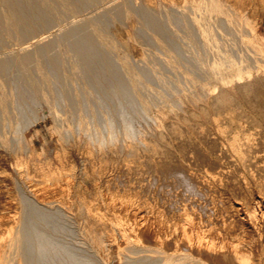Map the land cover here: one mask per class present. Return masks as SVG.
I'll return each instance as SVG.
<instances>
[{
    "label": "bare ground",
    "instance_id": "6f19581e",
    "mask_svg": "<svg viewBox=\"0 0 264 264\" xmlns=\"http://www.w3.org/2000/svg\"><path fill=\"white\" fill-rule=\"evenodd\" d=\"M150 1L0 0V33L18 41L0 53V149L15 156L21 173L11 193L15 209L0 191V264H264V98L250 92L252 60L264 53V42L254 29L251 39L240 36L245 29L227 38L240 13L225 0H183L179 7ZM99 2L104 9L83 14ZM117 24L127 30L126 38L113 30ZM240 43L248 45L246 51ZM142 45L155 49L140 53ZM232 85L237 96L229 95ZM185 98L206 99L202 121L196 111L187 127L163 111L151 113L159 102L182 108ZM49 117L57 142L82 143L90 157L97 152L103 161L110 151L121 182L138 188L143 222L98 210L105 193L91 203L92 191L88 195L83 182L92 178L98 187L92 158L81 168L77 199L70 192L74 183L68 177L63 182L66 165L32 159L40 152V133L31 134L30 127ZM142 118L161 119L159 140L137 126ZM225 163L243 171L248 190L263 195L228 205L218 186L226 183L237 193L243 185ZM56 193L67 200L55 199ZM126 194L114 199L131 200ZM108 226L126 238H120L125 248H116V257L117 239Z\"/></svg>",
    "mask_w": 264,
    "mask_h": 264
},
{
    "label": "rangeland",
    "instance_id": "374dc122",
    "mask_svg": "<svg viewBox=\"0 0 264 264\" xmlns=\"http://www.w3.org/2000/svg\"><path fill=\"white\" fill-rule=\"evenodd\" d=\"M189 1H192V0H189ZM222 2L224 1V0H221ZM227 0H225L223 3H225V5H229V6H231L232 5V7H234V8H236L237 10H239V12L238 13H240V14H238V18H237V21L239 22V24H238V27H236V29H228V31H226L227 33H224L223 31V33L225 34V35H227L226 37L227 38H230V37H232L233 35L232 34H234V35H237V34H241V33H243V31H245L246 30V33L244 32V34H241L240 36L242 37V38H246V39H251L252 37H253V35H252V33L250 32L252 29H254V32H255V34L257 35V37L259 38V39H261L263 42H264V0H228V2H226ZM150 3H153L155 6L157 5V7L159 6V4L158 3H160V4H162V5H164V6H180V5H182L183 4V0H157V2H156V0H151L150 1ZM166 3V4H165ZM103 5V6H102ZM237 5V6H236ZM97 7V8H96ZM103 7H105V4L104 3H97V5H96V3L95 4H92V5H90V6H88L87 7V10L85 11H83V14L85 13V14H95V13H97V12H99V10L101 11L102 10V8ZM240 7V8H239ZM89 9V10H88ZM96 9V10H95ZM104 9V8H103ZM241 9V10H240ZM92 10L94 11V13L92 12ZM245 17H247V18H245ZM250 17V18H249ZM249 20V21H248ZM245 21L246 22H250L251 23V26L253 27H251V28H249V26L247 27V28H249V29H246V26H247V24L248 23H245ZM253 24V25H252ZM56 27V26H55ZM244 27V28H243ZM240 28V29H239ZM245 29V30H244ZM113 30L114 31H118V33H120L124 38H126L127 37V30L126 29H124L121 25H119V24H117V26H115L114 28H113ZM126 30V31H125ZM247 30H249V32L247 31ZM237 31V32H236ZM238 32H240V33H238ZM248 32V33H247ZM230 33V34H229ZM232 33V34H231ZM1 34V33H0ZM246 34V35H245ZM4 39V40H3ZM229 41H231V40H229ZM5 42V43H4ZM236 42H240V40H238V39H236ZM2 45V46H1ZM241 45V46H240ZM240 45L238 46V47H241L242 48V50H243V52L244 51H246V49L245 48H247L248 47V45H246L245 43L243 44H241L240 43ZM245 45V46H244ZM18 46V41L15 39V37H7V36H5L4 34H1L0 35V53H1V51H2V49L3 50H5V48L6 49H8L7 51H9V50H11V48L13 49V48H15V47H17ZM144 45H142V47H138V51L141 53V50L143 51V49L142 48H144L143 47ZM148 46V45H147ZM147 48V47H146ZM146 48H144V50L146 51H148L149 49H150V51L152 52V50H154L155 49V47L153 46V45H149L148 46V49H146ZM130 49V48H129ZM145 51H143L142 53H144ZM146 51V52H147ZM149 51V52H150ZM3 52H5V51H3ZM134 52H136L137 53V51H134ZM150 52V53H151ZM148 53V52H147ZM149 54V53H148ZM253 54H256V53H253ZM264 53H257L256 54V58H257V60L255 59V60H252V62H254L256 65L257 64H259V65H255V64H253L252 62V65H255V69H256V71H255V69L253 70L252 69V73H253V75H254V77H253V75H252V78H251V82H252V86H251V88H250V92H252V93H258V94H260L261 95V97H263L264 98V55H263ZM143 56V55H142ZM142 56H141V54H139V55H137L135 58L136 59H140V58H142ZM139 57V58H138ZM260 57V58H259ZM258 59H259V61H258ZM261 60V61H260ZM260 66V67H259ZM261 66H263V67H261ZM253 68H254V66H253ZM258 68H260V70H262V71H259V69ZM258 74H257V73ZM261 73V74H260ZM257 74V75H256ZM259 75V76H258ZM262 75V76H261ZM261 79L260 81H258V79ZM256 78V79H255ZM253 79V80H252ZM254 81H256L255 83H254ZM154 84V86L155 87H157V88H159V89H162L161 88V84L160 83H158V82H154L153 83ZM233 85H235V84H233ZM229 86V87H227V90H230L229 92V95H232V96H234V95H238V89L236 88V86ZM254 86V87H253ZM232 87H233V89H232ZM229 88V89H228ZM233 90V91H232ZM256 90V92H254ZM233 93V94H232ZM235 93V94H234ZM187 99H189V98H187ZM186 98L184 99V100H186V101H184L183 100V103H184V105H183V107L182 108H175V109H170V108H168L167 106H165L164 105V102H159L158 103V105H156L154 108H153V110L151 111V113L154 115V116H157L158 115V113H160L161 111H163L164 112V114H166L167 115V119H171L170 121H172V122H175V123H177L178 121H180L182 124H179L180 122H178V125H181V126H184V125H186V126H184V127H187L188 126V121L187 120H189V117L191 116L190 114H192L194 111H196L197 113H199V115H198V119H200V121H202L203 120V118H202V115H201V112H203V109H201L202 108V105L203 104H207V102L204 100V99H191L193 102L191 103V100L189 99V101L187 100ZM197 100V101H196ZM200 100H202V101H200ZM198 101H200L199 102V104H198ZM190 102V103H189ZM201 102H202V104H201ZM204 102V103H203ZM186 103V104H185ZM201 104V105H200ZM163 105V106H162ZM162 107V109H161V107ZM189 106V107H188ZM159 108V109H158ZM158 109V110H157ZM190 109L192 110V111H190ZM195 109V110H194ZM198 109V110H197ZM160 110V111H159ZM169 111L170 112V115H169V112H167V111ZM179 110V111H178ZM200 110H202V111H200ZM200 111V112H199ZM168 114H167V113ZM186 112V113H185ZM180 113V114H179ZM190 113V114H189ZM151 114V115H152ZM152 115V116H153ZM169 116V117H168ZM180 116V117H179ZM188 118V119H186V117ZM183 117H184V119H183ZM0 118H2L1 117V115H0ZM143 119V120H142ZM142 119H140V120H138L137 121V126L140 128V129H142L143 131H145L146 133H147V135H149V136H151L152 138L154 137V139L156 138L157 140H159L160 139V137H159V129H161L162 127H163V125L162 124H159V123H161V119H158V123H156L153 119H145V118H142ZM178 120V121H177ZM184 120V121H183ZM49 121V122H48ZM186 121H187V124H186ZM2 119H0V132H3L4 130H5V128L2 126ZM53 124V122L51 121V118L49 117L48 119H47V121H43V120H39V121H37L36 123H34L31 127H30V133L31 134H33V135H35L36 136V131H39V133H40V137H35V139H36V141H35V144H36V146H37V148L39 149V153L38 154H36V155H34L33 156V160L34 161H36L37 163H43V162H46V160H47V158H49V160H51L55 165H66L65 167H66V169L67 170H64L63 172H64V175H66L65 173L67 172V176H65L64 178V180H63V182H66V178L68 177V181L70 180V181H72L73 183H74V185L72 186V188L70 189L71 191L70 192H72V195L75 197V199H77L76 197H80V194L81 193H78V191L80 190V192H81V188L79 187V182H80V172H81V168H82V166L84 165V163L90 158H92V157H90V155L89 154H87V150L84 148V146H82V143L80 144V143H72V144H68V143H65V142H63V141H58L57 142V140H56V137H57V135L51 130V129H49V127L51 126ZM146 125V126H145ZM160 125V126H159ZM149 126V127H148ZM155 126H156V128H155ZM4 128V129H3ZM159 128V129H158ZM3 129V130H2ZM7 130H9V129H7ZM52 132H51V131ZM150 130H152V132L150 131ZM157 130V131H156ZM154 135H152V134ZM42 134V135H41ZM53 134V135H52ZM43 136V137H42ZM54 137V138H53ZM54 139V140H53ZM173 139V138H172ZM174 140V139H173ZM44 141V142H43ZM55 141V142H54ZM57 142V143H56ZM45 145V146H44ZM42 146L44 147V150L42 151ZM57 146H59V147H57ZM61 147V148H60ZM62 147H63V149H65L64 151L65 152H63V149H62ZM84 148V149H83ZM57 149H62V150H59L60 152H58L57 151ZM85 151V152H84ZM231 151V154H232V157L233 158H235L236 156H234L235 154H233L234 152L232 151V150H230ZM0 191H1V200L3 201V202H8V203H11V205H10V207L11 208H13L14 207V203H12L13 201L15 202V200L12 198V194H14V188H15V182H16V180H18V179H20L21 177V175H19V174H21V173H19L18 172V170H17V167H15L16 165H15V156L13 155V154H11V152L9 153L8 151H6L5 149H0ZM58 152V153H57ZM63 152V153H62ZM44 153V154H43ZM50 153V154H49ZM65 153V154H64ZM29 152H27V151H25V152H23L22 153V155H24L26 158L27 157H29L30 158V156H29ZM47 154V155H46ZM48 154H49V156H48ZM52 154V155H51ZM60 154H64V155H61L60 156ZM87 154V155H86ZM110 154V151L107 149V152H106V159L103 161L102 159H101V155L100 154H98L97 152H96V156L94 157V159L92 158L91 159V161L93 162V164H94V169H95V172L97 171V174H98V172H99V174H98V179H97V182H98V187H96V183L94 182V180L92 179V178H88V180H85V182H83V184H85V186L87 187V189H89V190H87V192L89 191V193H87L88 195L90 194V192H91V194H90V197L88 196V198L91 200V196H93V198H92V201H91V203L95 206V202H97V197L98 196H102L104 193V195H105V197L106 196H108V199L106 198V200H108V201H105V199H104V195L101 197V198H103L102 200L104 201H102L103 202V204H106V205H108V210H107V208H105V205H101V203H98L97 205H96V208L98 207V210L100 209L101 210V212H103V213H105L108 217H112L116 212H117V210H118V212L116 213L117 215H119V214H121V216L123 217L124 216V218H126V219H129V221L130 222H133L134 224H139L140 222H143L142 220H143V214H142V212H143V204L142 203H140V200H142V197H141V195H140V193H139V191H138V188L135 190V188H129L128 187V185L125 183V182H123L124 183V185H123V183L121 182V178H118V177H120L119 175V173H120V166H119V164L117 165V164H114V163H111L112 162V160H111V154ZM42 155V156H41ZM108 155V156H107ZM47 156V157H46ZM57 156V157H56ZM98 156H99V158L101 159H99L98 158ZM35 157V158H34ZM43 157V158H42ZM59 157V158H58ZM28 158V159H29ZM61 158V159H60ZM63 158H64V160H63ZM71 158V159H70ZM108 158V159H107ZM38 159V160H37ZM44 159V160H43ZM67 159V160H66ZM89 159V160H90ZM110 159V160H109ZM237 159V158H236ZM81 160H83V161H81ZM100 160V161H99ZM68 161V162H67ZM85 161V162H84ZM102 161V162H101ZM109 161V162H108ZM95 162V163H94ZM96 164V165H95ZM113 164L115 165V166H113ZM73 165H74V168H73ZM100 165V166H99ZM14 166V167H13ZM78 166V167H77ZM105 166V167H104ZM110 166V167H109ZM224 166H226L225 167V169H226V171L228 170V171H230V172H233V173H236L237 171V174H235V176L237 177V178H240V182H241V184L243 185L242 187H243V189H242V191L241 190H239L237 193L236 192H234L229 186H225V184L223 183V184H221V185H223V186H221V185H219L218 187L219 188H221L220 190L222 191L223 190V195L226 197L225 198V201L227 202V204L228 205H231V206H235V205H239L238 204V202L240 201H243L244 200V198H245V202H252L253 200H254V197H259L261 194H260V192H257V191H259L258 189L256 190H254V193H252L250 190H248L247 189V187H245L246 185H244V184H246L245 183V181L242 179V174H240V173H242L243 171H239V170H237V168H236V166L234 165V164H231V163H228V165L225 163L224 164ZM228 166V167H227ZM232 168H231V167ZM70 167V168H69ZM99 167H101V168H99ZM107 167V168H106ZM113 167V168H112ZM235 169H234V168ZM73 168V169H72ZM75 169V170H74ZM101 169V170H100ZM105 169V170H104ZM70 170V171H69ZM236 170V171H235ZM72 171V172H71ZM74 171H75V178L73 177V174H74ZM245 171V170H244ZM3 172V173H2ZM102 172V173H101ZM119 172V173H118ZM246 172V171H245ZM7 175H6V174ZM70 173V174H69ZM73 173V174H72ZM4 174V175H3ZM72 174V176H70ZM116 174V175H115ZM119 174V175H118ZM3 177H2V176ZM77 175V176H76ZM103 175V176H102ZM239 175H241V176H239ZM114 176V177H113ZM239 176V177H238ZM247 176H249V175H247ZM71 178V179H70ZM112 178V179H111ZM113 178H115V179H113ZM11 179V180H10ZM74 179V180H73ZM111 180H112V182H111ZM78 181V182H77ZM89 181V182H88ZM108 181H109V183H108ZM116 181V182H115ZM117 181H120V182H117ZM12 182V183H11ZM82 182V181H81ZM112 183L114 184H118L119 186L120 185H122V186H118V189L117 190H115L114 191V189H112V188H110L111 186H112ZM120 183V184H119ZM94 184V185H93ZM133 184V183H132ZM4 185V186H3ZM133 185H137V183H134ZM228 185V184H227ZM221 186V187H220ZM9 187V188H8ZM126 187V188H125ZM128 187V188H127ZM12 188H13V190H12ZM67 188V187H66ZM97 188H100V189H97ZM227 188H229V189H227ZM8 189V190H7ZM77 190V191H75V190ZM113 191H111V190ZM128 189V190H127ZM133 189V190H132ZM231 189V190H230ZM97 190H99V191H97ZM108 190V191H107ZM123 192H122V191ZM135 190V191H134ZM225 190H226V192H225ZM9 191V192H8ZM120 193H126L127 192V196L125 197L126 199H127V197L129 196V197H131V200H126V202H125V199H123V201H122V199H120V197H119V199L116 197V199H114L115 197L114 196H120L119 195V192ZM126 191V192H125ZM128 191H130V192H132V193H128ZM246 191V192H245ZM96 192V193H95ZM116 192H118V194L116 193ZM135 192V194H133ZM232 192H234V195H233V193ZM241 192H243L242 194H241ZM7 193V194H6ZM12 193V194H11ZM77 193V194H76ZM92 193H93V195H92ZM98 193H99V195H98ZM100 193H101V195H100ZM236 193V194H235ZM245 193V194H244ZM246 193H248V194H246ZM259 193V194H258ZM86 194V195H87ZM109 194H111V195H109ZM112 194H115V195H113V197H111L112 196ZM227 196H226V195ZM250 194H251V196H250ZM59 195V196H58ZM61 194H59V193H56V195H54L55 196V199H56V196H57V198L58 199H61V200H64V198L62 197V195L60 196ZM97 197H96V196ZM133 195V196H132ZM244 195H246V196H244ZM263 195V194H262ZM261 195V196H262ZM53 196V195H52ZM53 196V197H54ZM139 196V198H137ZM239 196V197H238ZM241 196V197H240ZM12 199H11V198ZM52 197V198H53ZM99 197V198H100ZM135 197V198H134ZM246 197H247V200H246ZM251 197H252V199H251ZM6 198V199H5ZM113 198V199H112ZM134 198V200H136L137 202H139V203H137L136 201H133L132 199ZM109 199H110V201H114V202H116L115 203V205L118 207L117 209H116V206L114 207V205H112V203L114 204V202L112 201V203H110V201H109ZM112 199V200H111ZM137 199H139V201L137 200ZM241 199V200H240ZM10 200V201H9ZM11 200H13V201H11ZM67 200V199H66ZM66 200H64V201H66ZM119 202V204H118V202ZM228 200V201H227ZM249 200V201H248ZM131 201H133V202H131ZM233 201V202H232ZM243 201V202H244ZM106 202V203H105ZM107 202H108V204H107ZM121 202H123V203H121ZM136 202V203H135ZM158 202V201H157ZM95 203V204H94ZM125 203H126V205H125ZM130 203V204H129ZM233 203V204H232ZM133 204V205H132ZM137 206H136V205ZM138 204H140V205H138ZM9 205V204H8ZM111 206V208H110V206ZM119 205V206H118ZM125 205V206H124ZM130 205V206H129ZM102 206V207H101ZM103 206H104V208H103ZM115 208H113V207ZM122 206V207H121ZM135 208V206H136V208L134 209L133 207ZM140 206V207H139ZM157 207H159V204L158 205H156ZM107 207V206H106ZM126 208L127 210L125 211V209L123 210V208ZM128 207H132V208H129V209H131L132 211H129V209H128ZM142 207V208H141ZM140 208V209H139ZM145 208V207H144ZM160 208V207H159ZM162 208V207H161ZM13 209H15V208H13ZM112 209H114V210H116L114 213H112L114 210H112ZM119 209H120V211H119ZM106 212H105V211ZM121 210H123V211H125V212H127V214L126 213H124L123 211H121ZM135 210V211H134ZM137 210V211H136ZM140 210H141V212H140ZM109 211V212H108ZM128 211H129V214H128ZM111 212V213H110ZM122 212V213H121ZM132 212V213H131ZM134 212V213H133ZM136 212V213H135ZM137 212H138V214H139V216H137L138 214H137ZM13 213V212H12ZM109 215H108V214ZM141 213V214H140ZM10 214H11V212H10ZM115 214V215H116ZM134 215V217L133 216H129V215ZM126 215V216H125ZM143 216V217H142ZM133 219H132V218ZM136 217V218H135ZM137 217H139V218H137ZM130 218H131V220H130ZM138 221H137V220ZM136 220V221H135ZM135 221V222H134ZM176 227V226H175ZM174 226H171V229L173 230V232H178V231H180V229L179 230H177L176 231V228H175ZM108 228H110V232H111V234H114L113 235V237L111 236V238H113V240L115 241L116 239V241L115 242H120L121 241V245L120 244H118L119 245V248H118V246L116 247L115 246V244H117V243H115L114 244V249H113V252H115V251H117L118 253H119V251L118 250H120V247L123 245L124 246V248H125V243H126V241H123L122 242V240L121 239H125L126 240V238L124 237V236H121V234L120 233H118L119 231H118V229L116 228V227H109L108 226ZM113 228V229H112ZM173 228H175V231H174V229ZM177 228H180V227H178L177 226ZM112 229V230H111ZM117 231H116V230ZM172 230L170 231L171 233H172ZM115 233H116V235H115ZM117 234H119V235H117ZM116 236V237H115ZM121 238V239H120ZM113 241V242H114ZM118 249V250H115V249ZM111 249V248H110ZM115 250V251H114ZM121 250L123 251V247L121 248ZM125 250V249H124ZM121 252V251H120ZM114 254H116V252L115 253H113V255ZM117 255H121L122 256V254H117ZM115 257H116V255H114ZM114 256H111V259L110 260H112V259H114L113 257Z\"/></svg>",
    "mask_w": 264,
    "mask_h": 264
}]
</instances>
